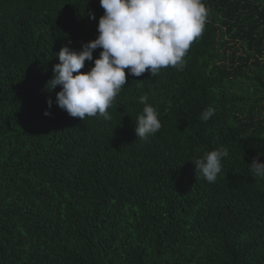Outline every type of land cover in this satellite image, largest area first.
<instances>
[{
    "label": "trees",
    "instance_id": "1",
    "mask_svg": "<svg viewBox=\"0 0 264 264\" xmlns=\"http://www.w3.org/2000/svg\"><path fill=\"white\" fill-rule=\"evenodd\" d=\"M203 2L182 71L127 77L111 120L81 121L46 85L97 38L99 0H0V264H264V0ZM141 95L162 124L146 141ZM220 146L208 183L191 162Z\"/></svg>",
    "mask_w": 264,
    "mask_h": 264
},
{
    "label": "clouds",
    "instance_id": "2",
    "mask_svg": "<svg viewBox=\"0 0 264 264\" xmlns=\"http://www.w3.org/2000/svg\"><path fill=\"white\" fill-rule=\"evenodd\" d=\"M99 4L104 14L98 21L97 38L82 44L79 51L62 47L57 54L59 63L54 65L53 77L46 85L50 91L61 88L55 104L81 121L87 117L111 120L108 110L125 87L127 77H140L146 72L154 77L168 67L182 71L190 46L201 37L210 16L203 0H99ZM88 15L95 19L94 14ZM97 49L101 51L94 60ZM86 61L94 66L81 72ZM148 99L147 95L139 97L144 107L135 120V133L145 141L162 127L160 113ZM47 105L51 109L53 101L49 99ZM214 115L215 109L209 106L200 119L207 122ZM228 155V149L220 146L194 159L191 163L196 176L199 174L208 183L216 182L223 169L222 160ZM249 166L253 178H264L259 155Z\"/></svg>",
    "mask_w": 264,
    "mask_h": 264
}]
</instances>
